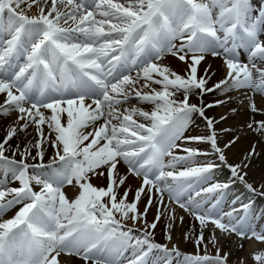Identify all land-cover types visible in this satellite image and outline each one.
I'll list each match as a JSON object with an SVG mask.
<instances>
[{"label":"snow or ice","instance_id":"snow-or-ice-1","mask_svg":"<svg viewBox=\"0 0 264 264\" xmlns=\"http://www.w3.org/2000/svg\"><path fill=\"white\" fill-rule=\"evenodd\" d=\"M168 56L183 67H171ZM209 57L227 69L212 86L211 65L202 67ZM239 89L250 90L249 110L264 117L254 99L264 97V0H0V117L15 116L0 138V170L18 182L0 185V217L20 206L0 218V264H61L62 256L84 264H172L171 257L228 264L222 244L233 235L264 243V230L250 222L252 198L237 196L232 204L240 206L229 212L219 207L237 182L264 197V184L246 179L255 146L229 164L217 143L218 121L205 115L226 101L191 102ZM194 114L206 121L208 135H184ZM247 127L264 136V119ZM29 129L35 135L23 147L10 143ZM180 140L209 144L213 152ZM212 154L219 164L198 159ZM222 166L229 180L210 183ZM97 177L106 183H95ZM130 177L140 181L135 190ZM67 186L75 195L66 194ZM173 203L199 222L195 243L203 255L155 242L161 216L176 218ZM209 244L215 255L207 253ZM254 259L264 264V251Z\"/></svg>","mask_w":264,"mask_h":264},{"label":"bare ground","instance_id":"bare-ground-1","mask_svg":"<svg viewBox=\"0 0 264 264\" xmlns=\"http://www.w3.org/2000/svg\"><path fill=\"white\" fill-rule=\"evenodd\" d=\"M42 2L43 0H41V3ZM92 2L93 0H85V3L88 5H91ZM34 10L38 11V9ZM165 62H167L174 69H180L183 67L182 62L178 61L176 58L171 56L166 57ZM208 64L211 65L210 72L215 73V75H213L212 78L209 80V86H212L213 84L217 83L219 80H222L224 78L227 69L224 68L223 61L219 57H209L207 64L203 65L202 67L206 68ZM246 91L250 93V90L247 89L233 90L229 93H222L217 90L216 92L206 93L203 96L202 100H200L199 98H194L191 102L202 103L206 105L214 104L217 100L226 101V103L224 104L207 108L205 111V115L209 117H214L215 120L218 121V123H215L217 143L221 148L224 149L229 164H237L243 161L245 157L248 156V153L251 151L253 146H255L256 155L248 159V167L245 169V171L248 173L246 179H248L250 183H253L254 186H258L264 184V136H261L258 132H253L247 127V125L253 119L260 120L264 119V117L257 113H252L249 110L248 100L244 96V92ZM228 97H231V99H228ZM254 99L256 100L258 107L264 108V97L257 93L254 96ZM241 100L243 101V103L240 102ZM233 109H236V111H233ZM221 117H224V119H221ZM14 118V115L10 117H0V138H3L6 127L12 122ZM209 132L210 130L207 127L206 121L203 118L199 117L198 114H194L193 122L189 125L184 135L186 137L202 136L208 135ZM29 133L30 134H22L19 136V138H14V140L10 143L19 144L21 147H23L26 141L30 140L32 136L35 135L32 129H29ZM235 137H238L235 143L232 144L230 148H224V145H226L230 140ZM177 143L180 144L182 147H197L201 151L208 152L209 150L210 152L208 153L213 152L211 146L206 143L196 144L192 142H186L184 140H180ZM175 151L179 155H185V153L180 149H176ZM51 152L52 149L49 148L48 155H51ZM198 159L215 160V155L212 154L207 158L199 157ZM215 162L218 164L220 163L218 160H215ZM177 167L180 168L181 166L178 165ZM121 171L123 172L125 171V169L121 168ZM229 177L230 171L227 167L222 166L220 169H217L216 175L214 176L213 180L210 181V183L227 182L229 180ZM0 181L5 182L7 184L9 182H12V187L17 186L18 184V182L12 180L11 174L5 176L3 170H0ZM94 182L100 184L101 186L106 183V181L101 180V178L99 177L95 178ZM129 184L133 188V190H135L137 187H139L140 181L138 179L130 177ZM231 188L235 189L237 192L234 195V198L243 194V196L241 197L242 202L247 203L249 197L253 199L254 203L252 210L255 206H259L261 213L258 217V222L255 223L251 220L250 222L257 231L264 230V197L253 196L251 193H248L245 186L239 182L232 184L230 189ZM65 192L70 197L75 195V192L71 186H67L65 188ZM131 195L132 194H130L129 197L130 199ZM147 199V196H142L141 203L138 207L143 209L144 205L147 203ZM195 199L199 200L202 199V197ZM167 201L168 195L167 193H165V202ZM237 204L238 205L236 207L240 206L239 202ZM226 205L227 204H224L222 201L219 206L223 212H229V209L226 207ZM171 207L175 209L176 218L175 220H171L168 218L167 214L161 216L160 221L157 223V227L152 230L155 242L167 244L169 248L175 245L179 248L180 252L185 255H203L204 249L198 248L195 243L196 236L201 230L199 222L196 221L189 212L180 209L175 203H173ZM18 209L19 207L15 206L14 208L7 210L4 213V216L0 218L9 219L15 214L16 211H18ZM156 214V200L154 199L153 207L149 209L148 215L146 217L147 221L151 223L154 220ZM236 215H243V212L236 213ZM180 217H183V221L180 220ZM128 224L129 226H131L130 221L128 222ZM169 224L172 225L171 229L168 228ZM137 227H143V225H138ZM203 231L207 240V238L210 236V231L207 228ZM169 233L173 237L171 242L166 239ZM186 234H188L187 239L185 238ZM216 234L220 235L218 230ZM137 235H140V233H137ZM231 240L233 241L230 245V249H228V245L230 244ZM241 243L243 244L242 248L239 247ZM222 249L223 250L221 252V255H223L225 252L229 254L228 263L230 264H241V261L243 262V264H259V262L254 259V255L264 251V243L259 242L255 239H245L243 241H240L239 238L233 235L229 240L223 242ZM207 253L209 255H215L216 249L209 244L207 248ZM130 256L131 252H128L125 255L126 258ZM170 259L172 260V264H183V257H171ZM126 260L127 259H125V261ZM61 264H84V261L74 256H62ZM89 264H91V262H89Z\"/></svg>","mask_w":264,"mask_h":264},{"label":"rangeland","instance_id":"rangeland-1","mask_svg":"<svg viewBox=\"0 0 264 264\" xmlns=\"http://www.w3.org/2000/svg\"><path fill=\"white\" fill-rule=\"evenodd\" d=\"M232 244V241L230 242V244L228 245V249H230V245ZM228 264H230V263H228Z\"/></svg>","mask_w":264,"mask_h":264}]
</instances>
